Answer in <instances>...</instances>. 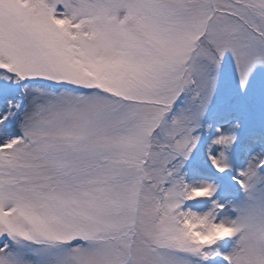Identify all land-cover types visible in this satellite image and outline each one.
Listing matches in <instances>:
<instances>
[{
	"label": "snow or ice",
	"instance_id": "snow-or-ice-1",
	"mask_svg": "<svg viewBox=\"0 0 264 264\" xmlns=\"http://www.w3.org/2000/svg\"><path fill=\"white\" fill-rule=\"evenodd\" d=\"M0 264H264V0H0Z\"/></svg>",
	"mask_w": 264,
	"mask_h": 264
}]
</instances>
